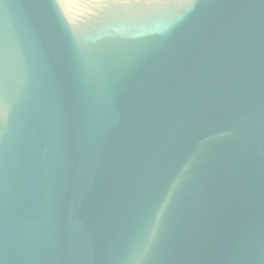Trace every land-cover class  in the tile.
Instances as JSON below:
<instances>
[{"label": "water", "instance_id": "water-1", "mask_svg": "<svg viewBox=\"0 0 264 264\" xmlns=\"http://www.w3.org/2000/svg\"><path fill=\"white\" fill-rule=\"evenodd\" d=\"M0 264H264V0H0Z\"/></svg>", "mask_w": 264, "mask_h": 264}]
</instances>
